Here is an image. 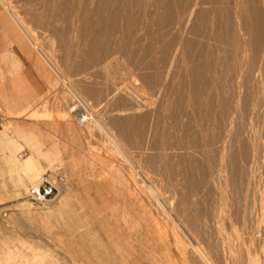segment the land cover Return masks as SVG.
I'll use <instances>...</instances> for the list:
<instances>
[{"label": "rangeland", "instance_id": "rangeland-1", "mask_svg": "<svg viewBox=\"0 0 264 264\" xmlns=\"http://www.w3.org/2000/svg\"><path fill=\"white\" fill-rule=\"evenodd\" d=\"M8 1H11L10 3L15 6L17 13L20 14L19 17H22H20L21 19L26 18L24 20L28 23V27L31 25L30 29L34 28V31L39 34L40 25L38 28V25L31 21V16L36 9L40 13L42 11L38 5L35 8L36 0ZM29 7L32 9V13L31 9H28ZM8 15L9 13L0 4V264H98L101 256L105 254H111L112 258L115 255L123 257V260L119 258L113 264H130L134 260L133 256L135 255H132L134 250L135 254H138V262L133 261V264H203L200 253L197 251L215 252V244L217 246L219 244L216 237L218 231L224 232L223 234L228 237L230 243L232 240H236L232 241V246H235L236 242L237 244L243 242L244 245H242L248 249L247 253L245 249H241L239 262L234 261L232 264H252L251 259L254 258L256 262L254 264H264V243L260 240L264 225V183L251 185L249 194L248 192L246 194L244 191L248 170L244 165V160L239 157L234 163L227 161V163L219 165L220 148L218 144H220V138L228 131L229 133L235 132V128L234 125L224 129L218 126L217 119L220 115L218 104L222 98L216 94L213 88L205 89L208 93V101L203 100V96L201 98L190 96L189 83H186L188 81L181 80L183 77L182 68L175 67L168 77H171L172 81H166L169 86L166 84L165 91L159 92L162 96L155 92L151 98L148 97L149 100H146L150 104V110L154 106V109L152 108L154 112H152L153 118H150L151 130L150 132L145 131L144 144L143 141L139 142V138L133 132L130 134L132 138L129 136L131 139L119 135L120 129L123 127L121 128V125L115 122L114 113L125 105L113 100L108 103H104V101L97 103L93 97L87 95L85 96L89 98L86 100L83 94L85 101L95 110L97 117L101 115L97 128L94 120L87 119L88 115L86 114L89 111L85 105L77 102V98H72L73 93H71L72 89L68 84L69 79L56 80V75L40 55H36V53L30 55L28 51L25 53L24 49L32 48V45L22 35L23 33L16 22ZM50 21L51 19L46 20L51 24ZM48 27L51 29L50 26ZM222 42H224L223 38L217 43L222 45ZM52 46L54 47L51 48V54L55 60L57 59L56 61L61 62L63 60L61 51L55 43ZM226 53L224 56L228 57ZM222 55L220 54V57H223ZM63 63L61 62V64ZM73 64L72 62L69 69L71 74L75 73ZM219 69L226 74L222 73L223 77L226 76L222 77L225 96L222 97L226 101V109H224L226 115L229 112L230 77H227L228 74L224 68L219 67ZM175 70H177L176 74ZM171 74H174V77ZM177 74L180 75V79ZM13 80L14 95L11 94V99L12 104L15 105L10 108L7 95L9 82ZM200 81L199 76L194 80L197 84ZM65 82L67 84H64ZM177 84L183 88L179 96L171 93L172 88L175 92ZM80 85L83 88L87 85L95 87L93 83L86 85L81 83ZM224 88L228 91L226 95ZM65 90L68 91L67 94H64ZM208 96L212 99L209 100ZM59 98L62 100L59 101ZM68 98L74 99L73 101L77 104L72 100L71 104V101L67 100ZM165 98L173 99L180 105L183 115L186 114L193 118L191 132L187 136L188 140L185 141L199 143V141L205 140V144L210 146V148L207 146L209 150L206 148L207 150L202 151L201 155V150L198 148L195 150H170L175 156L166 150L161 156L159 155L158 159H155L158 154L153 152V155H150L152 152L143 148L144 146L148 147V143L149 145L150 143L154 144L153 137L159 129H154L152 123L157 119L155 113L161 106L160 104L163 100H168ZM197 101L205 103L201 114H197L200 105V102L197 103ZM73 104L76 107L84 105V108L83 106L76 108ZM110 108L112 109L110 110ZM60 109L62 112L59 111ZM96 110L100 111L99 115ZM162 111L166 113L168 110L162 109ZM164 112H162L163 120ZM182 113L180 117L186 119ZM62 114L65 117L64 121L60 118ZM166 116H168L167 113ZM54 118L56 122H70L72 125L75 122L78 127L74 124L75 129H80L75 130L76 138H79L78 136L82 132L84 134V139L81 138L82 143L79 142L81 146L85 145L84 148H80V144L78 148L70 138H67L70 137L69 134H66L65 137L66 130L59 128V125L63 123H56ZM59 118L61 121L57 120ZM117 118L119 121L122 119L120 115ZM166 118L164 124L168 125L167 120L169 121V119ZM212 119L215 121L213 122ZM100 120L105 124L103 125ZM21 121L26 125H23ZM213 123L217 128L215 125L213 126ZM47 125L51 127L49 128ZM53 125L55 126L52 127ZM109 126V130H107ZM146 129L149 130V127ZM191 135L196 139H193ZM123 137L126 139L124 140ZM122 138L123 140H121ZM145 138L146 140H144ZM173 138L169 139L170 143L177 145L178 138ZM89 150L97 152L104 160L101 162L93 159L87 161L86 155L90 152ZM197 151L199 153H196ZM188 152L190 156L192 155L191 157ZM163 157H165L164 160ZM177 158L183 162L179 160V163ZM42 159L43 163L45 160L50 164L54 163L58 172L45 167V170L39 173L37 178L44 173L49 174L55 181L56 190L53 196L47 202L45 201V204L38 205L26 200L25 192L28 187H22L21 180L28 167H37L40 163L43 165L42 162L39 163ZM150 160L153 161L152 164ZM46 161L44 166H47ZM136 166L146 174L164 203L156 197L153 193L154 190L151 191L148 185L146 186L147 183L130 175L132 170H136ZM258 169L260 173L257 175L262 173L261 176L263 175L262 178H264V165ZM107 175L118 178L122 189L121 185L117 186V182L114 184L103 179ZM63 184H67L66 189ZM124 185H129V187ZM24 188L26 189L23 190ZM126 189L131 190L137 199L128 196L124 191ZM74 196L83 202V207L79 206ZM98 210H100L99 214H103L100 218L97 217L99 214H95L98 213ZM157 227H161L160 231L157 230ZM258 231L261 238L257 237ZM239 240L240 242H238ZM188 252L193 256L195 253V256L188 257ZM243 252L244 254H241ZM248 253L250 261H248ZM220 262V259H215L214 264H224Z\"/></svg>", "mask_w": 264, "mask_h": 264}, {"label": "bare ground", "instance_id": "bare-ground-1", "mask_svg": "<svg viewBox=\"0 0 264 264\" xmlns=\"http://www.w3.org/2000/svg\"><path fill=\"white\" fill-rule=\"evenodd\" d=\"M10 2L11 1L8 0H1L0 4L3 9L9 13L12 20L19 26L23 33L22 35H24L32 45V48L24 49L25 53L28 51L30 52V55L32 53L40 55L56 75V80L62 81L61 79H69L68 84H70L72 89V98H77V102H81L85 105L87 111H89L86 114L88 115L86 116L87 119L91 118V120H94L97 128L100 124L98 122L101 115L100 117H97L95 110L85 101V98L86 100L89 98L87 96L93 97L97 103L103 101L104 103H108L113 100L123 104V106L125 105L114 113V116L116 117L114 119L115 122L121 125V128L123 127L120 129L119 135L129 137L133 132L135 136L139 138V142H142L145 136V131L147 130L150 132L151 130L150 126L152 125H150V118H153L152 112H154L152 111L154 106H152L150 110V104L147 103L146 100H149L153 93L162 92L166 88L167 82L172 81L171 77V79L168 78L172 70L175 69V67H180L182 68L183 76L181 80L185 79L188 81L186 83H189L188 86L191 92L189 95L195 96L194 98H196V96L199 98L203 96V100L206 101L208 93L205 89L210 87L213 88L216 94L222 98L218 104V109L220 110V115L217 119L218 126L224 129L226 127L231 128V126L234 125L235 132L229 133L228 131L227 133H224L220 138L219 146L217 145L220 148L219 165H222L225 162L227 163V161L234 163L239 157L244 160L245 164H243L248 170L247 176L245 175L246 187L244 192L246 194L247 192L249 194L251 185L255 183H264V178H262L263 175L261 176L262 173L257 175V173H260L258 168L261 166L263 167L264 165V0H36L37 4H35L36 2L34 3V5H36L35 8H37V5L40 6L42 8L41 13L36 9L32 16L31 14L28 15L31 16L33 24H37L38 28L40 25L39 34L34 31V28L30 29V24L28 27V23L24 20L26 18L21 19L22 17H19L20 14L17 13L15 6ZM30 7L28 9H31ZM32 8H34V6ZM35 8L33 10H35ZM30 11L31 13L33 12L32 9ZM49 19H51V24L47 23L49 21L46 22V20ZM48 26H50L51 29H49ZM221 38L224 39L222 45L217 43L219 40L221 41ZM54 43L63 55V57L61 56L63 59L62 61L59 58L61 62H64L63 64L56 61L57 59L55 60V57L51 54L52 52H50L51 48L54 47L52 46ZM225 52H227L226 55L228 57L224 56ZM220 54L223 57H220ZM72 62L74 63L73 67L75 68V73L73 72V74L69 72ZM219 67L224 68L228 74L227 77H230V85L228 84L230 86V90L228 88V91H230V97L228 96L230 98L228 103L229 112L226 115V110H224L226 109V101L223 99V97H225L223 90L224 86H222L223 72H221ZM176 71L177 70H175V74L177 73ZM203 73L205 76H203ZM178 75L179 74H177V76ZM225 75L224 77H226ZM171 76L174 77V74H171ZM198 76L201 78V81L197 84L194 80ZM180 78L179 75V79ZM61 83L63 84V82ZM81 83H85V85L93 83L95 84V87H88L87 85L83 88L80 85ZM64 84H67V82ZM167 86L169 85L167 84ZM175 86H177L175 92H173L174 90L171 87V93L179 96L183 88L178 84ZM225 91L226 95L228 91L227 89ZM65 93L67 94L68 91L66 92L65 90L64 94ZM83 94L85 98L83 97ZM69 95L71 96V94ZM208 98L209 100L212 99L210 96H208ZM58 100L61 101L62 98L61 100L60 98ZM67 100H69V102L71 101L69 98ZM172 100L173 99L163 100L162 104H160L161 106H159V109L155 113L157 119L152 123L154 124V129H159V131L154 134V144L150 143V146L148 143V147L144 146L143 148L152 152L150 155H153V152L158 154L155 159H158L159 155L161 156L166 150L171 152L170 150H195L198 148L201 150V155V152H204L207 150L206 148H210V146L205 144V140L199 141V143L185 141L188 140L187 136H189L191 132L190 129L193 124V118L186 114L183 115L180 105ZM187 101L189 100L187 99ZM73 102L75 103V101ZM77 102L75 104H77ZM199 102L197 101V103ZM194 103L196 102L194 101ZM199 104L197 114H201V109H203L205 103L203 104L200 102ZM84 105H82L83 108ZM82 106L77 107L82 108ZM111 109L112 108H110V110ZM162 109L166 111L168 110L166 112L168 116H166V113L162 111ZM59 111H61V109ZM99 112L98 115L100 114ZM162 112L165 114L164 120L162 118V116H164L162 115ZM181 113L183 116H186V119L182 117V120L180 117ZM118 115L121 116V121L118 120ZM206 115H208V113ZM63 116V114L60 115V118L64 121L65 117ZM166 117L169 119V121L167 120L168 125L164 124L166 122ZM60 118L57 120L59 121ZM203 118H205V116H203ZM55 120L56 119L54 118V121ZM63 121H61L63 124H61V122H55L61 124H58L59 128L61 127L66 130L67 133L64 132L65 137L66 134H69L70 137L67 138H70L77 147L79 144L81 146V138L84 139L83 132L81 134L83 137H80L81 135H79L78 137L80 138V141H78L79 138H76V131L80 129H75L74 126H76V123L73 122L75 124H73V126L70 122ZM100 121L101 123L103 122L102 120ZM212 121L214 122L215 120L212 119ZM22 124L26 125V123ZM214 125L215 124L213 123V126ZM47 126L49 127V125ZM54 126L55 125L52 127ZM148 127L149 130L146 129ZM61 128L60 130H62ZM109 128L110 126L107 130H109ZM58 129H56V131ZM103 131L105 132L104 129ZM209 134L207 135L209 136ZM130 137L132 138V136ZM172 137L178 138L177 145L173 144L175 146L170 143L171 141L169 139ZM191 137L193 138V135H191ZM123 138L121 140H123ZM125 139L126 138H124V140ZM144 140H146V138ZM83 142L86 141L83 140ZM144 143L145 142L143 141V144ZM83 146L85 145L83 144L80 148ZM122 146L124 148V145ZM89 151L88 155H86L87 157L85 156L87 161L93 159L101 162L104 160V158H102L97 152H93V150ZM78 152L80 153L81 151L79 150ZM196 153L199 152L197 151ZM129 154L127 155L129 156ZM167 154L175 156L173 153L172 155L170 153ZM226 155H228V158H226ZM191 156L189 155V157ZM184 157L186 158V156ZM164 158L165 157H163V160ZM169 160L171 161V158ZM177 160L179 161L180 159L177 158ZM45 161L44 163L43 159L42 161H39V163L42 162L43 165L40 163L37 167H28L21 180L22 187H29L31 181L33 184L38 179L37 177L39 173L45 170V167L58 172L57 167L55 168L53 165L54 163L50 164V162L48 163V161H46L47 166H44L46 165ZM180 161L183 162V160ZM152 162L153 161L150 160L151 164ZM130 165H132V163ZM136 167V170H132L130 175L147 183L146 186L148 185L151 191L154 190L155 192L153 191V193L163 202L155 187L149 182L146 174L143 173L138 166ZM41 176H39V178ZM103 179H107L114 184L117 182V186L121 185L118 178H115L112 175H107V177H104ZM66 185L63 184L65 189ZM18 186L20 187V185ZM121 187L122 185L120 188ZM41 204H45V202ZM158 227L157 230L160 231L161 227ZM262 230L263 235L260 240L264 243V225ZM182 231L184 232V230ZM194 232H196V230H194ZM223 233L219 231L217 232L216 237L218 238L217 242H219V244L218 246L215 244L216 250L215 252L213 251L214 253L210 251L200 252L198 250L200 248L197 249V252L200 253L203 264H214L215 259H220L224 264H232L234 261L239 262V252H241V249H245L246 253L248 252V249L243 246V242L242 245L239 240L238 242L240 243L237 244L236 242L237 246H232L231 243L234 240L230 243L228 237ZM257 237L261 238L259 231ZM189 249H187V251H189ZM241 254H244V252ZM250 255L252 256V254ZM194 256L190 253L188 254V257L190 258ZM133 261L137 263V257H134ZM133 261L130 264H133ZM248 261H250L249 253ZM251 263H256L255 258L251 259Z\"/></svg>", "mask_w": 264, "mask_h": 264}, {"label": "built area", "instance_id": "built-area-1", "mask_svg": "<svg viewBox=\"0 0 264 264\" xmlns=\"http://www.w3.org/2000/svg\"><path fill=\"white\" fill-rule=\"evenodd\" d=\"M55 181L49 174L44 173L25 192L27 201L40 205L48 201L55 192Z\"/></svg>", "mask_w": 264, "mask_h": 264}, {"label": "crops", "instance_id": "crops-1", "mask_svg": "<svg viewBox=\"0 0 264 264\" xmlns=\"http://www.w3.org/2000/svg\"><path fill=\"white\" fill-rule=\"evenodd\" d=\"M14 80L12 81V82H9L10 83V85H9V87H8V95H7V100H8V103H9V105H10V108H12V107H14V105L15 104H12V99H11V94H13L14 95V91H13V86H14ZM125 187H129V185L127 186V185H124ZM125 192H126V194L128 195V196H130V197H135L136 199H137V196H135V195H133L132 193H131V190H129V189H126V190H124ZM74 198H75V201L79 204V206L80 207H83V202L81 201V200H79L77 197H75L74 196ZM93 204V203H92ZM103 207L104 208H106V206L105 205H103ZM99 212H100V210H98V213H95V214H99ZM103 214H99L97 217L98 218H100L101 216H102ZM133 253V252H132ZM97 254V253H96ZM100 255V254H99ZM132 255H135V256H133V258L134 257H138L137 255L138 254H135V251H134V253L132 254ZM101 256V255H100ZM122 259L123 260V257H118V256H114V258H112L111 257V254H105L104 256H101V259L99 260V262H98V264H113V262H115V261H117L118 259Z\"/></svg>", "mask_w": 264, "mask_h": 264}]
</instances>
